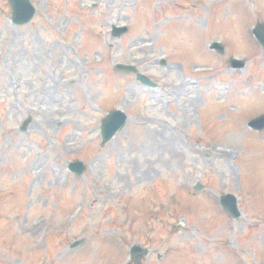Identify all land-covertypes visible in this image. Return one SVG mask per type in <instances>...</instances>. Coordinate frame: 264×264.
<instances>
[{"label":"rangeland","instance_id":"rangeland-1","mask_svg":"<svg viewBox=\"0 0 264 264\" xmlns=\"http://www.w3.org/2000/svg\"><path fill=\"white\" fill-rule=\"evenodd\" d=\"M30 1L19 27L0 0V264H130L134 244L149 249L141 264H264V129L221 155L238 118L249 131L264 114V49L250 31L264 0ZM212 41L247 62L230 69ZM118 62L158 88L113 73ZM115 108L126 124L99 147ZM75 159L80 176L67 170Z\"/></svg>","mask_w":264,"mask_h":264},{"label":"water","instance_id":"water-1","mask_svg":"<svg viewBox=\"0 0 264 264\" xmlns=\"http://www.w3.org/2000/svg\"><path fill=\"white\" fill-rule=\"evenodd\" d=\"M11 9H12V20L15 23H25L27 22L31 15L34 13V9L29 3L28 0H8ZM125 29H116L114 31V35H118ZM254 34L256 35L257 39L262 43L264 46V24H258L256 28L253 30ZM219 48L217 44H215ZM125 69H131L129 66H120ZM138 78L142 81L148 82V80L143 78V76L138 75ZM126 121V115L119 111H113L108 116L103 119L101 128H102V137L103 142L105 143L117 129H119ZM26 124V122H25ZM253 127L257 129H262L264 127V116H261L252 122ZM199 188V185H197ZM221 202L223 207L229 211L233 216H238L239 212L236 208L235 199L231 195H226L221 197ZM144 250L139 249L137 246H133L131 249V254L133 255H141L143 254Z\"/></svg>","mask_w":264,"mask_h":264},{"label":"bare ground","instance_id":"bare-ground-1","mask_svg":"<svg viewBox=\"0 0 264 264\" xmlns=\"http://www.w3.org/2000/svg\"><path fill=\"white\" fill-rule=\"evenodd\" d=\"M194 22L196 23L197 21H194ZM246 38H248L249 40L248 39L246 40ZM243 41L250 42V38L247 35V31H244ZM253 51H254L253 54L255 56H258V55H260L259 53H261L260 51H257V48L254 49ZM260 58H261V64L264 65V57L260 55ZM130 88H131V86L129 84L127 86V91H129ZM237 123H239V122H237ZM246 131L247 130H243V129H240L239 131H235V134L234 135L236 137H235V139H233L231 146H225V147H227V149H230V150L222 149L221 155H222V158H223L222 161L224 163L227 162L226 156L228 154H230V153L233 154L234 151L236 150V148L241 144V142L238 140V137L241 138ZM172 141H174V139H172ZM219 150H221V149H219ZM221 230H226V228L225 227H222Z\"/></svg>","mask_w":264,"mask_h":264}]
</instances>
